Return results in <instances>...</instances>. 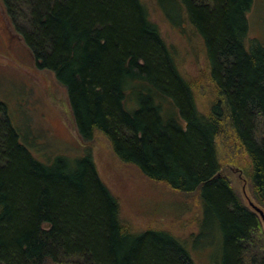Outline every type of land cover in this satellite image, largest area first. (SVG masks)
I'll return each instance as SVG.
<instances>
[{
  "label": "trees",
  "instance_id": "16d2710c",
  "mask_svg": "<svg viewBox=\"0 0 264 264\" xmlns=\"http://www.w3.org/2000/svg\"><path fill=\"white\" fill-rule=\"evenodd\" d=\"M1 1L38 67L66 87L81 138L101 131L150 179L199 193L202 212L189 237L131 230L92 153L37 158L0 98V264H264L262 219L222 174L216 145L225 105L264 208V42L248 36L254 0H157L204 41L221 96L210 114L144 0Z\"/></svg>",
  "mask_w": 264,
  "mask_h": 264
},
{
  "label": "rangeland",
  "instance_id": "374dc122",
  "mask_svg": "<svg viewBox=\"0 0 264 264\" xmlns=\"http://www.w3.org/2000/svg\"><path fill=\"white\" fill-rule=\"evenodd\" d=\"M144 1L164 39L174 48L182 73L193 83L200 110L210 114L212 103L221 96L210 79L203 39L187 18L175 22L166 16L157 0ZM247 17L249 39L264 42V0H254ZM25 24L21 18L19 25ZM0 32V98L8 106L10 118L24 138L22 142L43 161L58 154L75 158L90 151L100 176L121 204V216L128 228H162L189 237L202 212L199 193L177 191L150 179L137 166L122 161L101 131H96L92 140L84 141L77 130L66 87L54 72L38 67L1 0ZM216 145L222 174L253 209L251 202H257L245 172L250 159L225 105Z\"/></svg>",
  "mask_w": 264,
  "mask_h": 264
},
{
  "label": "water",
  "instance_id": "95a60500",
  "mask_svg": "<svg viewBox=\"0 0 264 264\" xmlns=\"http://www.w3.org/2000/svg\"><path fill=\"white\" fill-rule=\"evenodd\" d=\"M251 205L253 209L260 215L263 221V224H264V208L261 205L254 203V202H251Z\"/></svg>",
  "mask_w": 264,
  "mask_h": 264
},
{
  "label": "flooded vegetation",
  "instance_id": "af4514ba",
  "mask_svg": "<svg viewBox=\"0 0 264 264\" xmlns=\"http://www.w3.org/2000/svg\"><path fill=\"white\" fill-rule=\"evenodd\" d=\"M1 33V32H0ZM5 34H7V31L5 32Z\"/></svg>",
  "mask_w": 264,
  "mask_h": 264
}]
</instances>
